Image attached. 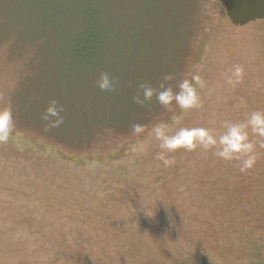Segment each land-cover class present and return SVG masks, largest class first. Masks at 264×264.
<instances>
[{
    "label": "rangeland",
    "instance_id": "obj_1",
    "mask_svg": "<svg viewBox=\"0 0 264 264\" xmlns=\"http://www.w3.org/2000/svg\"><path fill=\"white\" fill-rule=\"evenodd\" d=\"M28 1L0 8L12 27L11 40L0 34V107L10 106L16 121L10 142L0 145V264H264L258 138L249 131L258 159L241 173L238 160L225 163L199 148L172 154L175 164L165 168L149 136L153 123L176 116L183 126L219 135L225 121L264 112V22L232 27L213 0L193 2L186 17H172L166 0H108L110 18L117 5L124 32L104 70L116 92L99 89L102 95L89 94L80 108L74 91L66 98L58 20L35 11L46 2ZM53 3L64 8L72 0ZM135 3L147 13L136 16ZM235 65L243 76L229 85ZM196 73L205 85L200 109L181 114L155 99L144 107L132 101L141 83L158 87L170 74L175 87L182 75ZM52 100L63 110L137 113L145 131L105 128L89 144L70 146L42 130L52 127L41 119ZM139 145L144 152L133 151Z\"/></svg>",
    "mask_w": 264,
    "mask_h": 264
},
{
    "label": "trees",
    "instance_id": "obj_2",
    "mask_svg": "<svg viewBox=\"0 0 264 264\" xmlns=\"http://www.w3.org/2000/svg\"><path fill=\"white\" fill-rule=\"evenodd\" d=\"M17 1L19 0H0V8ZM34 1L28 2L33 3ZM40 1L46 2L49 7L44 8L43 12L35 9L37 14H48L47 16L50 18L58 20L55 27L56 38L62 46L60 59L64 63V76L69 74L66 80L69 81L68 87L71 89L66 98L74 91L73 98L82 108L81 101L86 100L89 94L102 95L95 86V81L99 78L98 74L104 73V70L107 69L110 58L119 54L118 49L124 32L118 24V6L112 7L116 14L111 15L110 18L111 6H109L108 12V0H72V5H67L64 8L55 5L54 0ZM40 1H36V4L41 5ZM195 1L199 0H181V6L175 9L177 0H166L171 5L169 6L172 17L188 16ZM166 2L159 1V4L164 6ZM133 11L139 17L147 13L144 6L140 7L136 3ZM0 19V34H5L2 36V41L11 40L12 27L10 24H5L1 17ZM66 23L72 28H67ZM137 32L140 33L138 29ZM110 48H112V52ZM95 74L97 76H94ZM73 80L76 84L73 83ZM117 103L118 101L113 105ZM95 106L97 107V104ZM114 111L115 109L104 112L89 109H65L60 114L63 117V126L61 124L58 127L48 125L42 130L51 136L58 137L70 146L81 147L89 144L92 138L106 130L105 128L117 131L131 129L139 118L137 113L130 117V114L124 113L123 116L116 111L114 114ZM95 112H97L96 116L93 115Z\"/></svg>",
    "mask_w": 264,
    "mask_h": 264
},
{
    "label": "clouds",
    "instance_id": "obj_3",
    "mask_svg": "<svg viewBox=\"0 0 264 264\" xmlns=\"http://www.w3.org/2000/svg\"><path fill=\"white\" fill-rule=\"evenodd\" d=\"M243 76V69L239 65L233 67L231 76L227 83L234 85L240 83ZM173 75H164L158 87H153L145 82L138 86L137 93L132 97L133 103L144 107L153 99L166 111L179 110L181 114L202 107L199 89L203 88L204 80L202 75L185 74L176 82L173 87L169 82L174 80ZM95 86L105 93L116 92V81L110 74L101 73L95 81ZM63 111L55 100L49 102L41 119L48 121L52 127H58L63 123L60 113ZM224 131L216 135L213 130L206 127H186L182 124V116H176L171 122L157 121L153 123L149 136L157 142L159 152L156 158L165 168L175 164L172 154L183 150L192 152L200 149L203 152L212 154L225 163L238 160L241 173L251 169L258 159L255 151L256 144L250 140L249 131L258 138L259 146L264 148V112L253 111L248 114L245 122L231 123L225 121L222 125ZM16 129V121L12 108L0 107V145H7ZM134 134H141L145 131L142 124H133ZM134 152H144L143 145L135 146Z\"/></svg>",
    "mask_w": 264,
    "mask_h": 264
},
{
    "label": "water",
    "instance_id": "obj_4",
    "mask_svg": "<svg viewBox=\"0 0 264 264\" xmlns=\"http://www.w3.org/2000/svg\"><path fill=\"white\" fill-rule=\"evenodd\" d=\"M225 10L230 25L243 28L255 22H264V0H213Z\"/></svg>",
    "mask_w": 264,
    "mask_h": 264
}]
</instances>
